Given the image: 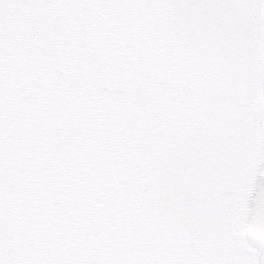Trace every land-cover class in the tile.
<instances>
[{
  "label": "snow or ice",
  "instance_id": "obj_1",
  "mask_svg": "<svg viewBox=\"0 0 264 264\" xmlns=\"http://www.w3.org/2000/svg\"><path fill=\"white\" fill-rule=\"evenodd\" d=\"M0 264H264V0H0Z\"/></svg>",
  "mask_w": 264,
  "mask_h": 264
}]
</instances>
